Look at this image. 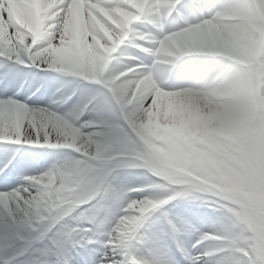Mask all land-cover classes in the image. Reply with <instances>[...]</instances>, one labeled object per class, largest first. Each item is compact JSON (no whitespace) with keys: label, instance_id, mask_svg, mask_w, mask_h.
Masks as SVG:
<instances>
[{"label":"clouds","instance_id":"9594fccd","mask_svg":"<svg viewBox=\"0 0 264 264\" xmlns=\"http://www.w3.org/2000/svg\"><path fill=\"white\" fill-rule=\"evenodd\" d=\"M177 5L190 11L177 15ZM97 11L119 17L105 69L120 97L116 118L76 130L81 158L38 181L41 207L71 223L111 194L114 172L145 169L158 192L120 198L136 214L119 217L125 226L179 197L210 203L226 217L207 240L224 250V264H264V0H100ZM132 50L144 59L120 58ZM115 225L110 242L133 264V247Z\"/></svg>","mask_w":264,"mask_h":264},{"label":"snow or ice","instance_id":"6c2138e0","mask_svg":"<svg viewBox=\"0 0 264 264\" xmlns=\"http://www.w3.org/2000/svg\"><path fill=\"white\" fill-rule=\"evenodd\" d=\"M192 4L195 5L196 0H192ZM99 7L100 0H0V30L6 33L0 40V57L15 64L54 71L99 85L105 90L108 102L118 105L120 97L105 69L110 55L116 51L113 45L116 43L119 17L111 12L97 11ZM186 8L188 6L182 9L177 5L175 11L182 15ZM21 37L26 39L25 44L19 48L9 47V40ZM120 58L126 60L128 54L122 53ZM140 62L137 56L134 63ZM99 98L94 97L93 100ZM91 102L65 116L47 109H34L13 97L0 99V143L76 152L74 138L77 129L86 131L107 125L105 121H81ZM73 125H76L75 129ZM61 133L65 137L71 134L73 139H62ZM68 163L64 168L58 166L39 175L25 176L24 184L11 191L0 192V264H71L72 250L87 248L97 242L93 229H86L83 225L87 223L96 227L100 222L94 202L102 200L101 196H97L92 204L84 205L87 211L71 223L65 216H51L41 207V196L37 193L42 195L43 189L38 181L53 172L65 171ZM10 174L11 169H0V183L8 180ZM160 208L145 209L139 220L127 226L118 219L120 228L117 230L125 232L126 243L134 246L144 222ZM122 212L121 216L136 215ZM169 223L173 231L178 232L176 225ZM105 234L108 237L106 247L111 255L106 252L102 264H124L114 241L110 242V231ZM210 235L213 234H204L198 244L207 242ZM37 244L44 245L42 252L36 248ZM220 253L224 250L203 255L212 257ZM21 256L26 259L21 261ZM199 260L197 258L194 264H199ZM133 264L159 262L134 256ZM217 264H224L223 259Z\"/></svg>","mask_w":264,"mask_h":264},{"label":"bare ground","instance_id":"6f19581e","mask_svg":"<svg viewBox=\"0 0 264 264\" xmlns=\"http://www.w3.org/2000/svg\"><path fill=\"white\" fill-rule=\"evenodd\" d=\"M187 11H190V8H186V12ZM125 53L136 54L139 56L143 55L135 50H132L131 52L126 51ZM23 66L24 65L15 64L12 61H7L5 58L0 57V99L13 97L17 100L20 99L19 101L28 104L34 109H47L56 112L58 115L65 116L70 114L66 107L69 106L68 103L65 105L62 102H54L61 94L56 93L55 90L57 86L55 85L65 83L69 79V76L54 71H40L37 68H33L34 72L32 73L30 69L22 68ZM12 67H14V71H11ZM93 86L96 87V90L88 93V98H86L87 103L92 101L88 104L86 115L89 117V121L111 122L116 118L113 110L114 106L109 102L107 105H103L99 100H93L92 96L107 98V96L104 95L105 90L102 87L96 84H93ZM63 150L65 149H41L27 145H9L0 143V169L6 167L11 169L9 179L0 183V192H8L24 184L25 181L22 179V175L24 174L28 176L39 170V174H42L53 169L55 167L53 163L51 164L53 155L59 153V151L62 152ZM13 158L16 162L24 160V163H13L12 165L10 164V161ZM30 159L33 162L29 161ZM112 176L111 194L98 202H94L97 215L103 214L100 221L105 227L101 230L91 224L83 226L86 229H93L94 238L97 242L88 246L93 251L91 255L87 253L86 248L72 250L71 253L74 256L73 264H98V256H104L106 252L111 255L109 249L106 247V239H108V237L105 233L110 231L111 227L115 226L119 217L123 214L122 207L119 203L120 199L118 198L115 189L120 187L129 188L130 186H136L139 188L144 182H149L151 183L150 187H145L142 191L134 192L129 197L137 199V196H141L140 199H143L145 196L151 197L158 192L154 187L158 181L154 179H146L142 173L119 170ZM171 211H175L178 215L186 211L191 213L192 218H189V221L187 220L188 223L179 219L172 221L176 225L179 233L174 237H166V239L162 240L160 238V232L164 228H172L166 218L168 212ZM225 223V215H222V218L217 219L212 213L204 209L201 202L179 197L168 203L163 209L156 210L144 222L140 229L139 240L134 242L132 252L142 254L143 251L152 247L156 242L161 245L163 244L161 250L164 252L165 256L170 255L175 247L191 246L193 253L195 252L198 258H200L199 264H217V261L224 257L225 253L213 255L212 257H207L203 254L206 252H218L220 249L218 246L209 241L200 244H198V241L195 244H193V242H195L199 231L206 229L211 231L212 234H216L221 230L222 225ZM40 245L42 246L37 249L42 252L44 245ZM25 259L26 257L24 256L20 257L21 261ZM116 259H120V257H116ZM184 264L186 263L184 262Z\"/></svg>","mask_w":264,"mask_h":264},{"label":"rangeland","instance_id":"374dc122","mask_svg":"<svg viewBox=\"0 0 264 264\" xmlns=\"http://www.w3.org/2000/svg\"><path fill=\"white\" fill-rule=\"evenodd\" d=\"M126 54V53H125ZM142 59H144L143 55H142ZM27 66V65H25ZM26 68V67H25ZM30 68V67H27ZM41 71V70H40ZM69 76V79L67 80V82L64 84L65 89H66V93L64 96H61V101L63 99V101H65V103L67 102L66 100L70 97V104L69 106H67V110L69 113H73L75 112L80 106H82L83 104L87 103L86 102V98H88L87 94L92 92L93 90L95 91L96 87L93 86L94 83H90V82H85L77 77H73V76ZM98 97V96H96ZM94 97L92 96V99ZM99 102L103 103V105H107L108 104V99L105 97H101L99 99ZM66 105V104H65ZM81 121H89V117H87L86 115V111L84 112V114L81 117ZM92 129H88L87 131H91ZM81 155L77 152H75L72 149H65L62 152L59 151V153H56L53 155V158L51 159V164L53 163L55 167H58L62 164L80 159ZM47 167V166H46ZM42 170V169H41ZM120 171H125V172H138V173H142L144 175V177L146 179H154L156 180V178L154 176L151 175V173L147 172V170L145 169H136V168H129V169H119ZM117 170V171H119ZM40 171V170H39ZM39 171H36L35 173H32L28 176H33V175H39ZM116 171V172H117ZM114 172V173H116ZM113 173V174H114ZM113 177V176H112ZM111 177V178H112ZM151 183L149 182H144L142 186L139 187V189L144 190L145 187H150ZM131 188H137L136 186H130L129 188H124V187H120L115 189L118 198L120 199L122 196H124L125 194H128L129 196L133 193H129L128 190ZM141 190V191H142ZM141 196H137V199H140ZM167 205V204H166ZM166 205L162 206L160 209H163ZM204 209L210 213H212L213 216H215V218L220 219L222 218V215H225L224 212L214 206H212L210 203H202ZM188 217H187V216ZM191 214L188 212H183L182 214L178 215L175 211H171L168 212V215L166 216L167 218V222L169 223L170 221H175L176 219H179L183 222L188 223L187 219L189 218ZM99 219H101L103 217L102 215H98ZM170 224V223H169ZM83 226H87L86 224H84ZM179 232L173 231L172 228L168 227V228H164L161 232H160V238L162 240L166 239V237H174L178 234ZM204 234H212L211 231L209 230H202L199 231V234L197 235L195 242H193V244H195L197 241L201 240V237ZM108 239H106L107 242ZM42 245L38 244L37 248L41 247ZM163 244H158V242H156V244L154 243L152 245V247H149L147 250L143 251L142 254L140 253H133L135 256H137V258L140 259H146L149 261H153L156 262L158 261L159 264H173V262L171 261V257H175L176 253H172V255H167L165 256L164 252L161 250L162 249ZM180 252L184 253L185 257L187 258L186 261L187 263H192L194 264V261L197 260L195 255H189V252L186 250H179ZM104 259V256H99L97 257V262L98 264H102V261ZM177 264H179L178 260H174Z\"/></svg>","mask_w":264,"mask_h":264}]
</instances>
